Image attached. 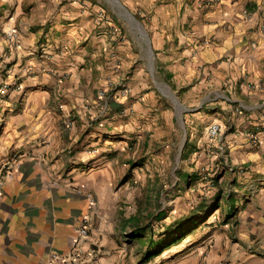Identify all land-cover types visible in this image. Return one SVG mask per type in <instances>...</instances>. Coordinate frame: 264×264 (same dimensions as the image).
Returning <instances> with one entry per match:
<instances>
[{
    "label": "crops",
    "instance_id": "obj_1",
    "mask_svg": "<svg viewBox=\"0 0 264 264\" xmlns=\"http://www.w3.org/2000/svg\"><path fill=\"white\" fill-rule=\"evenodd\" d=\"M123 2L147 17L145 26L105 17L95 0H0V98L11 119L0 146V264H49L54 253H68L85 217L83 249L97 248L101 264H264V201L259 208L247 198L231 217L229 207L225 215L237 221L162 260L145 259L148 245L128 241L126 224L135 219L117 203L131 140L177 131L164 98L149 89L154 69L172 76L177 91H208L205 107L182 116L188 127L209 126L204 148L191 144L184 157L200 155L205 167L222 157L225 172L241 173L251 139L264 144V0ZM12 29L21 34L18 47ZM122 82L129 98L100 97ZM214 124L219 142L209 136ZM221 145L226 151L216 158ZM173 148L163 151L167 160Z\"/></svg>",
    "mask_w": 264,
    "mask_h": 264
},
{
    "label": "rangeland",
    "instance_id": "obj_2",
    "mask_svg": "<svg viewBox=\"0 0 264 264\" xmlns=\"http://www.w3.org/2000/svg\"><path fill=\"white\" fill-rule=\"evenodd\" d=\"M120 2L125 5L123 0ZM95 3L105 10L103 12L105 17L115 22H131L111 0H95ZM130 12L141 24L146 22L147 17L142 16L141 12ZM261 14L264 16V11ZM262 29L264 30V27ZM150 73L149 89H155L164 98L166 109L169 108L174 115L177 131L174 135L168 132L156 134L152 131L142 138L136 137L131 140L127 148L130 154L126 160L132 163L128 164L126 171H122V177L118 181L117 203L121 215L130 214L135 219H132V224H126L128 241L133 243L135 248L140 244L149 245L151 233L154 234L153 239L156 242L165 243L162 240L167 239L165 234L170 228H175L181 221H186L184 225H187L197 219L195 227L184 235L180 242L153 257V260H162L174 254L186 255L191 244L199 245L211 233L226 227L227 221L232 223L237 221L234 217L228 219L224 213L229 211L228 200H234L237 206L234 212L246 208L249 202L247 198L250 200L255 198L260 208L264 201V144H260L257 140L255 143L253 142L255 139H251L252 144L246 152L252 153L251 161L244 163L241 173L225 172L222 165L224 158H218L216 154L218 159H214V165L210 167L199 164L201 156L198 155L195 159V156H192L193 152L186 153L184 157L186 149L191 144H195V150L199 152L204 148L202 146L209 126H197L196 122H190L188 127L186 121L183 122L182 116H186L189 109L198 112L201 107H205L203 105L207 103L208 98L205 97L208 91H195L193 88L177 91L172 87L170 81L172 76L168 73H158L156 69ZM251 88L256 89L258 86L251 84ZM10 120L6 98H0V146L10 134ZM193 127L196 130H193ZM169 145L174 148L167 160V155H163V151ZM199 146L201 149L198 148ZM190 150L194 149L190 148ZM209 157L213 158V154ZM219 204L221 210L217 208ZM206 206L209 209L208 214L198 213V210ZM162 212L165 217L158 220V214ZM143 227L146 230L143 232L145 237H134L136 229Z\"/></svg>",
    "mask_w": 264,
    "mask_h": 264
},
{
    "label": "built area",
    "instance_id": "obj_3",
    "mask_svg": "<svg viewBox=\"0 0 264 264\" xmlns=\"http://www.w3.org/2000/svg\"><path fill=\"white\" fill-rule=\"evenodd\" d=\"M20 32L17 29H12L9 32V39L10 42L13 43L16 47L20 46ZM111 85V86H110ZM106 89H103L100 91L99 95L104 100L112 101V98L110 96L112 93H120L121 95L129 98L132 95V89L126 85V83H120V84H110ZM251 86V85H250ZM11 88V85L4 84L2 90L6 91ZM66 127L68 129H73L74 127V120L72 118H68L66 122ZM209 136L212 142L214 141H220L221 136V126L218 124H214L209 129ZM255 139V138H254ZM226 146L221 145L220 151H218L217 156H220L221 154L225 153ZM96 152V151H94ZM214 152H207L208 155L213 154ZM214 155V154H213ZM20 158L19 153H14L11 158V162L6 165V170L10 171L15 164L17 163V160ZM243 172V171H242ZM1 189V186H0ZM88 206L91 211H95L97 206V200L92 193H88L87 196ZM90 221L88 217H85L81 226L77 229V233L75 237L72 240V247L66 254H59L54 253L49 260V264H101L99 260V252L97 248H91L89 250L83 249V244L89 240L90 238Z\"/></svg>",
    "mask_w": 264,
    "mask_h": 264
},
{
    "label": "trees",
    "instance_id": "obj_4",
    "mask_svg": "<svg viewBox=\"0 0 264 264\" xmlns=\"http://www.w3.org/2000/svg\"><path fill=\"white\" fill-rule=\"evenodd\" d=\"M229 202V207H230V211L231 213L228 214V217H231L233 216L232 214L234 213V210L237 209V206L236 204L234 203V200L231 201V200H228ZM221 205L219 204L217 206V208H220ZM199 212H205L206 214L209 213V209H208V206H206L205 208H202L200 210H198V213ZM165 217V215L162 213L158 214V220H162L163 218ZM194 218V217H193ZM196 220H193L191 223L187 224V225H184L186 223V221H181L177 224V226L175 228H170L168 233L165 234L167 236V239L165 240H162L164 241L165 243L161 242V241H155L153 239V236L154 234L151 233V239H149L148 243V248H147V251H146V254H145V259H153L154 256H158L160 254L163 253V251L174 245L175 243H178L180 242L183 238H184V235H186L191 229H193L196 225ZM145 227L143 228H137L135 233H134V237H145V235L143 234V232H145L146 230L144 229Z\"/></svg>",
    "mask_w": 264,
    "mask_h": 264
},
{
    "label": "water",
    "instance_id": "obj_5",
    "mask_svg": "<svg viewBox=\"0 0 264 264\" xmlns=\"http://www.w3.org/2000/svg\"><path fill=\"white\" fill-rule=\"evenodd\" d=\"M113 2V5L120 10L123 15L128 18L131 22H137L139 24V21L135 18V16L130 12L128 8H126L120 0H111ZM140 25V24H139ZM186 142V140H185Z\"/></svg>",
    "mask_w": 264,
    "mask_h": 264
}]
</instances>
